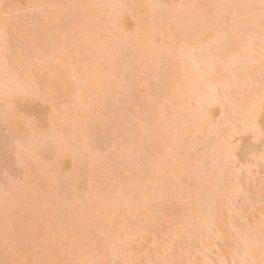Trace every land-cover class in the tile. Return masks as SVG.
<instances>
[{"label": "snow or ice", "instance_id": "snow-or-ice-1", "mask_svg": "<svg viewBox=\"0 0 264 264\" xmlns=\"http://www.w3.org/2000/svg\"><path fill=\"white\" fill-rule=\"evenodd\" d=\"M132 9L140 15L131 12L137 28L128 31L124 20ZM238 40L243 42L235 50ZM145 45L156 55L121 69L122 55L143 52ZM177 46L182 56L200 54L193 67L201 83L209 75L226 78L228 106L221 105L210 126L203 112L167 121L158 116L161 106L177 112L167 93L178 99L186 86L185 78L166 83L163 93L153 88L159 82L155 67ZM101 49L112 68L102 106L98 97V113L86 106L72 115L65 98L41 77L52 60ZM22 104L43 106L47 123L26 115ZM0 123L6 129L0 150L14 155L19 169L0 178V264H264V175L254 187L252 175L256 162L264 168V0L2 3ZM162 130L171 146L157 158ZM202 136L204 151L189 147ZM238 136L259 145L245 163L235 155ZM69 155L87 164L82 189L70 191L59 182ZM97 168L121 179L136 174L151 192L137 199L123 189L116 195L101 191ZM109 204L110 216L103 212ZM77 206L91 208L90 222L102 241L92 230L66 229L65 214ZM222 227L230 228L231 260L211 258L208 244L220 238ZM145 235L155 239L144 258L134 259L133 244Z\"/></svg>", "mask_w": 264, "mask_h": 264}, {"label": "bare ground", "instance_id": "bare-ground-1", "mask_svg": "<svg viewBox=\"0 0 264 264\" xmlns=\"http://www.w3.org/2000/svg\"><path fill=\"white\" fill-rule=\"evenodd\" d=\"M35 2V0H0L2 3H15L20 5H27ZM38 2H61V3H74V2H85V3H114V4H143L147 2H160L166 4H180L189 2H215V0H38ZM235 2L241 3L246 0H235ZM135 11L137 17L140 15V10H129L130 14L124 20V27L128 31H134L137 28V21L132 18L131 12ZM257 37V55L255 60H259V42ZM243 41H234L232 48L240 50L241 43ZM231 54V51L229 52ZM156 55L155 52L150 50L147 45L143 52L140 51H127L125 52L120 60L121 69L128 66L137 65L141 58L149 59ZM201 56L199 53L195 57H190L186 52L181 55L179 47L172 49L170 55H166L164 60L160 62L154 69L155 74L159 78L157 83L153 81V88L161 89L163 93L165 91V85L170 84L172 81L180 79L182 81L186 78V86L180 91L179 98H174L169 91L167 93L171 104L175 105L177 112L173 113L171 106L164 108L161 106L158 116L163 117L165 121L171 120L174 116L176 118H182L186 114H191L194 117H199L200 113L203 112L207 116L208 125L215 123L220 117L221 112L224 110L221 105L228 106V102L224 99L223 94V82L225 77L209 75L203 83L200 82V73L193 67V60L200 61ZM86 60H91L87 73L84 71V63ZM219 71L222 69L217 66ZM238 74L242 72V69L237 67L234 69ZM259 69L257 66V73ZM112 73V68L109 65V61L106 53L103 50H98L92 54L91 50L84 53L83 55H77L75 50L70 57L62 58V63H58L56 60H52L46 66V70L41 77L42 80L48 81L53 88H55L61 96L66 100L69 107V112L75 115L77 112L82 113V108L86 106H93V111L99 112L97 107L98 97L99 104L102 106L103 94L107 85V81ZM231 74L229 73V76ZM196 86L193 87L192 85ZM219 91V95H217ZM22 109L26 115L34 117L41 123H47L48 114L43 106L22 104ZM230 110V109H229ZM6 129L3 124L0 123V139L3 138ZM207 135V133H206ZM207 143L204 136L200 137L199 143L195 145H189L199 151H204V145ZM171 145L168 143L167 137L163 130L158 138V142L155 143L154 155L166 156L168 148ZM210 149V144L208 145ZM258 144H253V141L247 136H238L235 139V155L236 158L241 162L245 163L250 159V154L254 149H258ZM87 164L80 157H73L71 155L64 158L59 175V182L62 188H66L70 191H74L77 188L84 187V176L86 173ZM7 170L9 173H18L19 169L16 166V158L12 154L4 153L0 150V178L3 176V172ZM252 175L254 177L253 187L259 181L261 175H264V168L259 166L256 162V167L253 169ZM97 185L101 191L110 190L113 195L120 193L123 189L124 193L128 196H135L137 199L144 193L151 192V189L146 187V180L141 181V178L136 174H133L131 180L128 177L119 176H106L102 169L97 168L94 173ZM247 174L245 173V187H247ZM187 183V179H184ZM98 210L99 205H93ZM112 204L106 205L103 208L105 215L110 216L112 212ZM212 211H216L214 207L210 208ZM67 219L64 221V225L68 230H79L80 232H86L92 230L94 233V239L102 241L103 237L98 233H95V226L90 222L92 216V210L88 206H77L73 210L68 211L66 214ZM125 213L122 211L118 217H115L117 227H120L124 222ZM226 219V216L221 210V224ZM230 232L229 227H222L219 235V239L213 236L209 242L208 247L212 250V257L222 256L228 260L233 257L230 254L231 236L228 235ZM155 236H142L139 242L133 244L136 255L134 259L144 258L143 254L147 252L154 241ZM141 249L143 251H141ZM218 250V251H217ZM2 249L0 254L2 255ZM111 254L109 253L105 259H110ZM195 259V256L193 257Z\"/></svg>", "mask_w": 264, "mask_h": 264}, {"label": "rangeland", "instance_id": "rangeland-1", "mask_svg": "<svg viewBox=\"0 0 264 264\" xmlns=\"http://www.w3.org/2000/svg\"><path fill=\"white\" fill-rule=\"evenodd\" d=\"M2 253V252H1ZM1 255V254H0Z\"/></svg>", "mask_w": 264, "mask_h": 264}]
</instances>
